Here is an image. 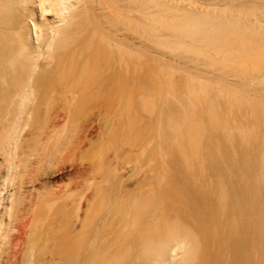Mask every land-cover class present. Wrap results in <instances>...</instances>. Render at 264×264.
Returning a JSON list of instances; mask_svg holds the SVG:
<instances>
[{"label":"bare ground","instance_id":"bare-ground-1","mask_svg":"<svg viewBox=\"0 0 264 264\" xmlns=\"http://www.w3.org/2000/svg\"><path fill=\"white\" fill-rule=\"evenodd\" d=\"M106 1L0 0V264H192L196 261L195 255L198 251V241L193 233V228H196V223L194 218L190 215L192 211L189 209V205H192L191 201H193V198L190 197L192 196L191 192L188 194L190 188L185 182H180L177 178L170 180L169 188L171 193H180L175 196L171 193L170 194L173 196L167 194L166 196L169 198L171 196V199L173 198V200L170 199V202L166 200L164 203L161 198H157V202H159V200L163 202L161 204L160 201L158 205L154 203V197L151 198V204H149V202L148 204L152 206L156 205L158 208L154 210L146 209V212L142 211L141 216L143 212L146 216L143 215L144 218L140 222L137 221V224H130L125 220L123 215H118L115 211H110V213L107 212L106 214L101 210L102 203L100 202L103 200L105 201V196L96 178H82V183H87L90 187L86 190V193L90 192L92 188L93 189L90 193L74 199L70 197L65 188L54 190L52 185V179L58 174H64L63 172L67 164L62 163L59 167H53L51 166L50 160H45L43 164L39 161L40 159L36 152V147L46 146L57 127L69 126L72 114L79 111L78 108L81 107V102L83 105L85 104L83 100H87L85 102H88L89 99L91 103L94 101L95 105L97 104L98 106L101 93L102 95L105 93L102 92L103 82L101 83L99 81L98 83V80H103L100 79L102 78L101 75H105V77L103 76L104 80H117L116 76H118V73L116 75V72L119 67L116 68L115 65L117 62L119 64L121 62L123 65L122 58H124V69L122 68V72L124 71L122 73L125 78L124 80H131L134 74L131 71V69L134 68L132 66L134 65L132 63L133 54L134 52L136 54V51L133 50V46H140L142 44L140 41L142 40L139 41L138 39L141 44L135 45L136 40L133 37H135L136 32L138 33L136 30L139 29H141L142 32L140 33L142 34H139L140 36L138 37L136 33V38H143L142 35L144 32H146L144 34L148 36L149 31L147 29L150 30L151 21H148L150 17L147 19V16H150L149 12L155 9H151V0L150 3L148 2V5L146 4L149 0H137L139 3L136 2V0H122L120 1L121 5L118 2L119 0H109L111 3L108 0ZM114 1L116 2L114 3ZM108 2L110 4H107ZM168 3L169 1L167 4ZM164 4L165 7L163 6V10H166L168 6H166V3ZM149 5L150 11L147 8ZM158 5L160 11H154L156 14L162 13L161 6L163 4ZM173 5V8L171 9L170 6L171 10L167 9V12H172L173 10V12L176 11L175 13L178 11V13L186 12L185 14L192 15H208L217 10V7L211 8V6L206 7L192 4H187L188 7L186 6L185 9H182L184 5L180 7L178 2ZM217 11L221 12L220 10ZM154 12L151 14H154ZM167 12L164 11V13ZM135 14L138 17L137 19ZM156 14L154 16H156ZM203 19L204 21L206 20L205 17L200 19V24H202L201 22H203ZM227 19L229 20V17ZM229 22L230 25L233 24L231 20H229ZM209 23L212 24V22ZM218 23L219 22H216V24ZM228 23L224 22L221 25L225 26L224 24L227 25ZM216 24L215 26H217ZM230 25L228 24V26ZM148 26L150 27L148 28ZM223 26L220 28L219 24L215 29L217 28L216 30L219 31V29L228 27ZM105 34L107 38H111V40L108 38L110 41L106 38L104 39L103 35ZM146 36L144 38H147ZM119 43L123 45H120L122 46V48H120L122 56L119 53L120 49H118L120 47L118 45ZM145 43L148 45L149 42L147 43V41L145 42L144 40L143 44ZM102 44H105V47H103ZM136 47L135 49L137 50L140 48ZM101 48L103 50L105 49V55H102L103 50ZM142 48L141 53L144 51L145 56V50H148V48H145L144 45ZM182 48L174 52L178 54V52L180 53L181 51H191L189 48L186 49L184 47V50ZM220 48L221 47L217 46L216 49L213 48L209 50V52H211L215 49L212 53H218H215L216 55L214 54L216 56H214V58H219L214 59L216 63L204 64V69L206 67L207 69L205 70H208V72L212 69L211 73H213L211 75H214L213 77L215 79L217 76L218 80L215 82V79L209 80V83L206 80L205 83H203L204 80H194L196 77L190 78L191 75L190 77L188 76L189 78H187L183 90V97L189 100V102L187 100L188 104H184L183 106L185 115L182 118V122L180 124L177 123V125H175L173 118L168 116L166 118L167 130L181 131L191 136L193 139H198V134L196 133L202 130V125L200 124L202 122L197 123V126L198 124L201 126H198L197 130L195 128L197 126L194 123L190 124L187 122L188 113L186 110H194L198 104L197 102L195 103L197 96L200 97V94L201 96H203V94L206 95L207 93L205 92H209L207 94L208 96L210 93H216L214 96L212 94L213 100L210 99L208 101L207 98L206 101L210 109V112H207L210 113L207 114L210 119H212L214 115V119L217 118L216 116L220 117L222 115L223 112L219 111L221 106L225 105L226 107L227 105L230 108V104H226L229 99L231 100L230 102L234 103H231V109L233 110L229 109L230 111H234L235 107L237 108V105H239L238 101L240 100L243 105H245V102L247 104L243 106L246 107L245 111L243 110L245 108L241 107L243 110L242 112L247 111L246 113H248V107L251 113L257 110V116H253L249 113L251 114V119H253L252 116L256 117L253 119L256 123H253V121L249 119L251 121L250 123L246 118L247 116L250 118L249 114L245 115V119L242 118L244 115L240 116L238 114L239 112H230L227 111L228 107L224 108L226 111L223 113L225 114L223 119L226 117V120L224 119V123L222 122V127L225 130H222V128H220L221 126H218L221 131L219 130L220 132L218 135V129H216V133L218 135L217 137L223 133V137L225 138L226 136L227 140L229 139L230 141H228L229 143L223 142L226 144V147L223 145L226 149H219L218 147L216 151H221L222 149L223 153L227 150L224 153L225 155L227 153L226 156H228L230 152L229 154H231V157H229V155L228 158H231L230 160L233 163L236 159L232 158H237L235 157V151H237L236 149L239 146L243 148H241L243 153L245 152V154H243L241 151V154L237 151L238 154L240 153L241 156L243 155L245 167L247 166L250 171V173L247 172L248 169L245 171L248 176L244 174L245 178L244 181L242 179V182H244V186L249 187H246L247 190H244V192L245 195L247 191L249 193L247 195V205H249V211L252 215L251 221L249 220L246 224L252 243V264H264V101L262 100L264 99V68H262V70L258 69V72L256 70V72L252 71L253 75L255 74V77H257V80L253 75L252 77L255 79L250 76L251 73L249 70V73L245 72V74H242L241 71L245 70V68L242 69V66H240L239 69L234 67L236 68L234 72L231 70L234 68L230 65L226 66L224 62H220L221 66L223 64L221 67L217 60L219 61L222 57L224 58V53L226 55V51L228 52L229 50L226 49L225 51L224 49L223 55L220 56L222 54L219 53L222 51V48ZM190 51H186V53ZM183 52L182 54L185 53ZM139 57H141L142 60V56ZM119 58L120 60H118ZM228 58L229 57L224 59L227 60ZM133 59H135V57ZM190 60H192V64L195 63V66L198 68V65H200L197 64L198 61L196 60V63L194 59L191 58ZM118 63L117 66L119 65ZM141 64H143V62ZM217 65H219L220 68L216 67ZM143 66L144 65L140 68L141 70ZM144 70L146 71V69ZM237 70L240 71L239 74L235 73L239 72ZM206 72H204L205 76H207ZM259 72L260 74H256ZM207 74L210 75V73ZM201 75H199V77ZM246 75L250 76L251 80H249L250 78ZM119 76H121V74ZM222 76L223 79L225 77H232L227 78L228 80L225 79V82L222 81L224 85L229 81L227 85L233 83L235 86L233 87V85L230 84L228 85L231 87L230 88L226 85L228 90H224L226 89H223L224 85L219 84L221 82H219V80H222V78L219 77ZM237 77L239 79H241V77H247L248 80H238ZM90 78L97 80V83L94 81L92 85H90L91 83L78 84L77 82L71 83V81H68L88 80ZM201 78L202 77H200V79ZM59 79L65 81L59 82L58 88L48 83L45 84L44 93L40 94L37 92V88L43 87V85L40 86L39 84V87H37L36 80ZM189 79L191 80L188 81ZM216 82L221 86L223 85V90H221V92L219 91L221 87L217 88ZM109 83H111V81ZM210 83L214 84V87ZM110 86L112 89L107 93L108 90H110ZM75 88H80L84 92L79 93ZM46 89H49L48 93L57 92V89H59L58 93L61 94L60 97L63 101L61 112L56 114L52 119H48L46 123L36 126L32 132L23 136L24 130L27 128V119L29 121V115L36 107L34 105L45 103L48 97ZM115 89L116 87L111 83L106 92L108 95V102L111 101V105L108 107L109 111L114 109V101L117 95ZM88 90L89 92H86ZM75 91H77V94ZM222 91L228 92V100L225 99L227 98V93H222ZM257 92L260 93L262 99H259L260 97L258 98L259 100L255 98L257 96L254 95H257ZM261 93H263V95H261ZM221 94L225 97V100L222 97L221 101L222 99L225 102L227 101L224 105H222L223 103H219L221 102L219 100V95ZM251 94L257 102H261H258L259 104L257 105H262L260 108L262 107L261 109H263V111H261L260 108L254 110L255 107L257 108V106H255L256 103L253 104L254 108L251 109L250 106L254 99ZM251 97L252 100L250 99ZM205 100L206 98L204 99V103ZM208 102L210 103L208 104ZM217 102L218 105L220 104V107L218 106L219 108H217L218 111L215 108ZM235 102H237V104ZM232 104L233 106L236 104V106L233 108ZM207 105L205 107H207ZM207 108L206 110H208ZM214 109L219 112V115L217 112L215 113ZM240 109L236 111H240ZM258 110L261 112H258ZM232 113H234V115H232ZM261 113H263V115ZM235 114L241 119L247 120V125L253 123V130L251 131L249 125L248 127L247 125L245 126V123H243L245 120L242 121L239 118L241 120L239 121ZM23 115H26L27 118L25 117L24 119ZM228 115L237 117L234 121L235 123L232 122L233 118L231 117V124H228L230 122H227L228 119L230 120ZM259 116L260 120L262 119L261 121L258 119ZM95 118L98 129L104 126L103 128L105 130L113 121L108 115L100 119L98 111ZM236 120H238V122ZM215 121H217V119H215ZM226 122L227 125L230 126L228 129H226ZM188 124L192 126L186 128ZM214 124L216 123L214 122ZM193 125L195 129H189L193 127ZM231 125L236 126L231 128ZM218 127L216 126V128ZM256 128L260 130L259 133L261 134H257L258 136L260 135V138L255 134L256 131H258ZM222 131H225V133ZM213 132H215V130ZM251 132H253L254 135H251ZM29 136L31 137L30 139L27 138ZM219 138H222V136ZM224 138L221 140L218 139L220 140L219 142ZM257 138L260 140L257 141ZM235 139L240 140L241 145L237 140L235 141ZM198 140H202L201 136ZM233 141L239 145L236 144L237 148L234 147L233 144L235 143ZM256 141L261 143H259V147ZM250 142L251 144L253 143L252 145L254 146L256 144V147L253 146V148H251L252 145H250ZM248 144L250 147H248ZM217 145L219 146L220 143ZM219 155H221V153H219ZM219 158H217V160ZM114 160L116 164L112 165L113 161L110 164L112 167L114 166V172H116L115 170L120 172L131 170L132 165L130 166L128 162L119 167V164H117L118 159L115 158ZM108 163H110V161ZM116 166L118 167L116 168ZM226 170L228 169L226 168ZM221 185L219 186V184H216V187L213 186L215 189H212V193L210 192L212 187L207 188L209 190L206 191V193L209 194L208 192H210L211 196L209 194V201H207V207H204L205 209H209L210 207V209L212 208L217 211V204L212 203V196L213 198H217L223 195L224 191L221 188L223 185ZM150 190H152V187L149 191ZM192 191L196 194H200L199 191L201 190L198 187H194ZM166 196L165 199L168 198ZM185 196L187 197V202L188 199L189 202H191H188V206L185 201ZM175 197L177 198L174 199ZM132 200L133 205H136V201L138 202V200L135 198ZM210 202L213 205L211 204L210 206ZM212 209L210 211H212ZM147 211H149V213H147ZM220 211L224 212V214H220L225 218L226 211L224 209ZM140 218L141 217L138 219L140 220ZM108 224H113L116 227L113 225L110 227ZM105 225H108L109 229L102 231L104 230L102 227H106ZM110 228L114 229L110 231ZM109 231L110 233L113 232L109 234ZM105 232L107 234H104ZM210 240L214 245L215 239L212 237ZM234 247L235 246H232L231 249L234 250L237 248ZM133 249L134 251L132 253ZM123 254H125L122 256L123 258L117 257ZM219 256V253L214 252L205 260V264H216ZM119 259L125 260L120 261ZM140 260L143 262H140Z\"/></svg>","mask_w":264,"mask_h":264},{"label":"rangeland","instance_id":"rangeland-1","mask_svg":"<svg viewBox=\"0 0 264 264\" xmlns=\"http://www.w3.org/2000/svg\"><path fill=\"white\" fill-rule=\"evenodd\" d=\"M116 1H114V3ZM120 1L122 0L118 1L121 5ZM138 1L136 0V2ZM168 1L169 3L167 4ZM175 1L180 4V7L184 5L182 9H185L186 6L188 7L189 4H192L200 6L202 5L206 7L211 6V8L217 7L216 9L220 10L222 13L218 12L215 9L214 13H209L208 15L202 14L203 16L198 14H185L186 12L184 11V13H178V11L177 13H175L176 11L173 12V10L172 12H167V9H170V6L171 9L173 8V4L176 3ZM109 2L107 4L111 3ZM148 2L150 3V0L147 1L146 5L149 4ZM164 3H166V6H168L166 10H163V6L165 7ZM158 4H163L161 6L162 13L156 14L157 11H160V7ZM150 5L151 9L155 10L149 12L150 16H147V19L150 17L148 21H151V27L148 26V28L150 27V30L147 29L149 31L148 36H146L144 34L146 32H144L142 35L143 38H138L142 34L140 33L142 32L141 29H139L136 30L138 31V33L135 31L138 37L136 38V33L135 37H133L137 42L136 43L134 40L135 45H138L141 42L142 44H140L142 46L140 44V46L137 47L133 46V50L136 51V54L134 52L133 58L135 57V59L132 58V63L134 64L132 66L134 68H132L133 70L131 69V71L134 74L132 75L131 80H124L125 78L122 74L124 72H122V70L124 69V58H122L123 65L121 62L120 64L117 62L119 64L118 66L117 63L115 65L116 68L119 67L117 69L119 72L115 70L117 71L116 75L118 73V76H116L117 80H104L105 75H103L104 77L101 75L102 78L100 79L103 80H98V83L99 81L101 83L103 82V91H101L103 93L105 92L104 95H102L101 93V100L99 99L98 106L97 104L95 105L94 101L93 103H91V100L89 101V99L88 102H85L87 100H83L85 104L83 105V103L81 102L82 105H80L81 107L78 108L79 111H76L75 114H72V116L70 117L69 126L57 127L52 135V138L46 146L36 147V152L38 153L40 159L39 161L41 162V164H43L45 160H50L51 166L53 167H59L62 163L67 164V167L65 169L66 172L64 170V174L61 173L62 175H56L54 179H52V185L54 190L65 188L69 193L70 197L74 199L80 197L81 195L90 193L93 189L91 187V191L86 193V190H88L90 187L87 185V183H82V178H96V180H98L97 182L100 183L102 193L105 196V201L103 200L100 202L102 203L101 210L106 214L107 212L110 213V211H115L118 215H123L125 220H127L130 224H137V221L140 222L144 218V216H146V214H144V212H146V209L154 210L158 208L156 205H149L151 204L150 201H152L151 198L154 197V203L157 205L161 201L159 200V202H157L159 198H161L164 203L166 202V200L167 202L173 200V198L171 199V196H173L171 194H174V192L171 193V190L169 188V181L173 178H177L180 182L182 181L185 182L186 185H189L190 189L188 188V194H190L191 192L192 196L190 197L193 198V201H191L192 205H189V203L191 202H189L188 199V203L187 197L185 196L186 204L187 206L189 205V209L192 211L190 215L192 216V218H194L196 223V228H193V233L198 241V251L197 254L195 253L196 261L194 260L195 262L193 261L194 263L192 264H205V260L209 258L214 252L220 254L216 264H252V243L249 235V230L246 225L249 220L251 221L252 215L249 211V205H247V195L249 193L247 191V194L245 195L244 192V190H247V186H244L245 184L244 182H242V179L244 181V176L246 175L245 171H247L248 169L247 166V168L245 167V164L243 162V155L241 156V154L243 153V148L233 141L235 144H232L235 148H237L236 144L240 147H238L236 150L240 153L242 151L241 154H238L237 151H235V157L237 158H232L236 159L234 163L231 162V158H228L229 155V157H231V154H229L230 152L228 153V156H226L227 153L226 155L224 153L227 150L223 153L222 149L221 151L218 150L219 153L223 155L221 156L219 155L218 151H216L218 147L219 149H224L226 147V144L224 143H229L228 141H230L229 139L227 140L226 136L225 138L223 137L224 134L222 132L225 133V131H222V134H220V136L224 138L221 142L219 141L222 138H219L220 136L217 137L219 135V132L221 131L220 128H222V130L224 129L222 127V122L224 123L226 117L224 118V120L223 117L225 116V114L223 113L226 111L224 110V108L228 107L227 105L225 107L224 103H226L227 101L225 102L224 100H228V92L224 91L225 93H227V95L223 94L226 95L227 98L222 96V94L219 95L220 98L218 97L220 101L222 97L223 99H225H222L223 102H219L221 104L223 103L222 105H224L221 106V108L219 109L220 112H223V116L221 114L220 117L216 116L217 118L215 119H217V121H215L214 119V114L213 117L210 116L212 117V119L208 118L209 116L207 114L210 113L207 112H210V109L206 103L207 98L208 101L210 99L213 100L212 97L216 93H210L211 96L207 95L209 92H205L207 93L206 95L202 93L203 96H201L200 94V97L197 96L196 101L194 100L195 103H198L197 107H195L194 110H186L188 113L187 122H189L190 124L194 123L196 126L198 122H202L200 123L202 125V130L199 129L200 131L196 133L198 134V139H200L201 136V142L198 139H193L191 136H188L184 132L167 130L166 118L168 116H171L175 122V125H177V123L180 124L182 122V118L185 115V110L183 106L184 104L187 105L189 102L187 98L183 97V90L186 85L187 78H189L190 75V78L196 77L194 80H204L203 83H205L206 80L209 83V80L215 79L213 77L214 75H211L213 73H211V65L209 67L210 72H208V70H205L207 68L205 67L204 69V66L206 64L216 63L214 59H217L218 57L214 58V56L218 53L215 52L216 54L214 53V55L212 52L216 49L217 46L222 48V51L219 52L220 54L222 53L221 55L219 54L220 56L223 55L224 49L225 51L226 49L229 50L228 52L226 51V55L224 53V58H229L225 60L223 57L222 59L220 57L221 60H217V62H219V65L220 62H224L226 66L230 65L231 67H236L237 69L242 66V69H247L246 71H241L242 74H245V72L249 73L250 71L251 75H249L251 77L253 75L252 71L258 72V69L262 70V68H264V0H151ZM150 5L147 6L148 9L150 8ZM221 9L224 11H222ZM164 11H166L167 13H164ZM153 12L154 14H151ZM155 14L156 16H154ZM135 17L136 19L138 18L136 14ZM201 17L206 18L205 21L203 19L204 23L201 22L202 24H200V19H202ZM228 17L233 24L230 25V22L227 19ZM215 21L219 23L216 24ZM209 22H212V24H210ZM224 22H229L228 24L230 26H228V24H224L226 27H228L219 29V31H217V28L215 29V27H218V25L220 24L221 28L223 26L221 24ZM215 24L217 26H215ZM105 35H103L104 39L109 38L111 40L110 37L107 38V35L106 37ZM144 35L149 39V41L147 38H144ZM138 39L139 41H142L139 42ZM143 39L145 40V42H149L148 45L146 43V45L143 44ZM102 45L103 47H105V44ZM118 45L120 46L122 45V43H119ZM143 45L145 46V48H148V50L146 49L147 51L144 49L145 56L144 51L141 53ZM122 46H120L118 49L122 48ZM135 47H140V52L139 49L137 50L135 49ZM182 47H185L186 49L189 48L191 49V51L185 49L186 51L190 52L186 53V51H184V53L180 50L181 52H178V54H176L175 52ZM213 48L215 49L209 52V50ZM120 51L119 53L121 55L122 51ZM182 52L184 54H182ZM102 53V55H105V49ZM139 56H142V60ZM101 58L104 59L103 57ZM191 58L194 59L196 63L198 61L197 64H200L198 65V68L197 66H195V63L192 64V60H190ZM118 60H120V58ZM142 62L143 64H141ZM142 65H144L143 68L146 66L144 68L146 69V71L143 68L142 70L140 69ZM219 65H217L216 67H219ZM236 68L230 69L234 72V70L236 71ZM204 72H206L207 76H205ZM260 72L256 74H260ZM207 73H210V75H208ZM235 73L239 74L240 71ZM120 74L121 76H119ZM199 75H201V79ZM250 76L247 77L250 78ZM247 77H241V79H239V76V78H237L238 80H248ZM253 77H255V74L253 75ZM217 78L218 77L216 76L214 82L218 80ZM219 78H222V80H219V82L221 81L219 84H223L225 82V79L228 80L227 78L232 77H225L223 79L222 76ZM255 78L257 79V77ZM190 80L191 79H189L188 81ZM249 80H251V78ZM63 81L65 80H36L37 87H39V84L40 86L43 85V87L41 86L40 88H37V92L40 94L44 93L45 84L48 83L53 84L56 88H58L59 82ZM68 81H71V83L77 82L78 84L91 83L90 85H92V83L94 81L96 82L97 80H93L92 78H90L88 80ZM110 81L114 84V87H116L115 92L117 95L116 100L114 101V109L109 111L108 107L109 105H111V101L109 99L110 102H108V95L106 94V92L109 84L111 85V83H109ZM222 81L224 82L222 83ZM215 84H217V82ZM219 84H217V88L221 87L219 88L220 92L224 88H226L224 90H228L226 85L223 84L225 87L222 85V89V86ZM230 84H232L233 87L235 86L233 83ZM211 85L213 86L214 84ZM109 89L110 90H108L107 93L111 91V86ZM57 90L59 91V89ZM249 90L252 91L251 89ZM58 91L48 93L49 89H46L48 97L45 100V103H38L34 105L36 107H33L34 109L29 115V121L27 119V128L24 130L23 136H25L27 133L32 132V130L35 129L36 126L46 123L48 119H52L56 114L61 112V109L63 107V101L60 97L61 94L58 93ZM77 91L79 93L84 92L80 88L77 89ZM77 91H75L76 94ZM86 92H89V90ZM224 92L222 91V93ZM257 93L259 95H254L257 96L255 98L257 100L262 99L260 97V93ZM261 95H263V93H261ZM251 96L253 97L252 94ZM252 97L250 98L251 100ZM205 98V103L208 108L205 107ZM255 98L253 99L254 102L252 100V105L256 103L255 106H257V108H254V105L250 106L249 103L251 109L254 108V110L259 109L260 106H262L257 105L261 102L258 101V103ZM262 100L264 101V99ZM230 101L231 100L229 99V101L226 103L230 104V108L228 107L227 111L233 110L231 109V103L233 102ZM238 102L239 105H237V108L235 107L237 102H235L236 104L234 106V103L232 104L233 108L235 107L234 111L235 113L239 112L238 114L240 116L244 115L242 118H245V115L251 113L250 108L247 106V110H249L248 113H246L247 111L242 112L243 110H246V107L243 106L247 104L245 102V105H243L241 103V100ZM209 103L210 102H208V104ZM240 103L242 104V106ZM216 105V109L220 107V104L218 105V102L216 103ZM241 107L245 109L242 110ZM206 108L209 111L206 110ZM237 109H240V111H236ZM97 111L99 113L100 119L104 116L107 117L108 115L112 118L111 120H113L112 123L107 128H105V130L103 128L104 126L101 129H98L95 123V115ZM217 111H215V113ZM261 111H263V109H261ZM261 111L258 110V112ZM256 112L254 111V113L251 114L253 116H257ZM217 113L219 115V112ZM263 113L261 114L263 115ZM251 114H249L250 118H248V116L246 118L248 119V121L251 120L254 123L255 121L253 119H255L256 117L252 116L253 119H251ZM232 115H234V113H232ZM232 115H228V117H230V120H227V122L230 121L228 123L229 125L231 124ZM235 115L237 116V114ZM25 117L26 115L24 116V119ZM237 117H232L233 123H235L234 121L236 118L239 121H244L246 119L245 118L243 120L239 116ZM258 119L259 121L262 120H260V116ZM238 120L236 121L238 122ZM214 122L216 124H214ZM227 122L225 123L227 126L226 129L230 127L229 125H227ZM243 123H245L246 126L247 120H245V122ZM190 124H188L186 128H188V126H192ZM200 124H198L199 127H201ZM252 124H248L249 128H251V131L253 130ZM198 126L195 128L197 129ZM216 126L221 127L216 128ZM233 126L231 125V128ZM191 128L194 130V125L189 129ZM216 129H218V132ZM214 130L215 132H213ZM259 131L260 130L256 131L255 134L257 135ZM216 132L218 133V135ZM251 133V135H254L253 132ZM27 138L30 139L31 137L29 136ZM236 140L237 139H235V141ZM259 140L260 139L257 138V141ZM237 141L241 145L240 140ZM257 141L256 143H258ZM219 143L221 146L217 145ZM259 143L257 144L258 147ZM252 144L250 142V145ZM250 145L248 144V147H250ZM253 146L254 145H252L251 148H253ZM254 147H256V144ZM243 154H245V152ZM219 157H221L222 160ZM115 158L118 159L117 164H119V167L120 165H125L128 162L130 166L132 165L131 170L125 172L115 170L116 172H114V166L112 167V165L116 164V161L114 160ZM217 158L219 159L217 160ZM109 161L110 163H108ZM111 163L112 165H110ZM118 166H116V168ZM226 168L228 170H226ZM247 172L250 173L249 169ZM220 182L223 185V187H221L224 191L223 195L218 196L217 198H213L212 196V203L217 204V211L212 208V211H210V207V210L208 208V210L205 209L204 207H207L206 203L207 201H209L208 197L211 196L210 192L215 189L213 186L216 187V184H219L220 186ZM151 187L152 190L149 191ZM194 187H198L201 190L199 191L200 194H196L192 191ZM207 188H211L210 192H208L210 196L206 193V191L209 190ZM179 193L177 192L176 194ZM167 194L171 195L170 198L166 196ZM176 194H174V196ZM165 196L168 197L169 200L168 198L165 199ZM134 198L138 200V202L136 201V205H133L132 199ZM176 198L177 197H175L174 199ZM162 201L161 204L163 203ZM212 203L210 202V206ZM221 209H224L226 211L225 218H223L220 214H224L223 211H220ZM142 211H144V216H141ZM147 213H149V211H147ZM139 217H141L140 220L138 219ZM108 225H105L106 227L103 226L102 229L104 228V230H101L105 231L109 229V226L112 227L113 224H110L109 226ZM111 229L114 228H110V231ZM110 231L109 234L113 232L112 231L110 233ZM104 234L107 233L105 232ZM212 237L215 239L214 245L210 240ZM231 245L237 247L234 248L238 251H236L235 249V251L232 250ZM133 251L134 249L132 250V253ZM124 255L125 254L117 257L120 258ZM124 260L125 259H121L120 261ZM140 262L143 261L140 260Z\"/></svg>","mask_w":264,"mask_h":264}]
</instances>
